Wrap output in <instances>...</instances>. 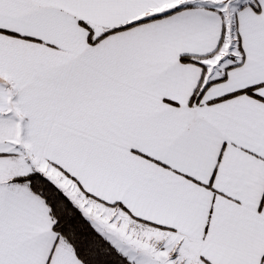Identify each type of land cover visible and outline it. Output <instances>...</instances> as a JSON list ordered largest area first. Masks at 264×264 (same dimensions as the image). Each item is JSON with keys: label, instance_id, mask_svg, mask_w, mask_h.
Wrapping results in <instances>:
<instances>
[{"label": "snow or ice", "instance_id": "6c2138e0", "mask_svg": "<svg viewBox=\"0 0 264 264\" xmlns=\"http://www.w3.org/2000/svg\"><path fill=\"white\" fill-rule=\"evenodd\" d=\"M0 264H264V0H0Z\"/></svg>", "mask_w": 264, "mask_h": 264}]
</instances>
